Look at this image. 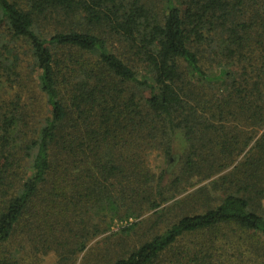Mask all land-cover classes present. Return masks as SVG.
I'll return each mask as SVG.
<instances>
[{
  "label": "trees",
  "instance_id": "16d2710c",
  "mask_svg": "<svg viewBox=\"0 0 264 264\" xmlns=\"http://www.w3.org/2000/svg\"><path fill=\"white\" fill-rule=\"evenodd\" d=\"M48 258L264 264V0H0V264Z\"/></svg>",
  "mask_w": 264,
  "mask_h": 264
},
{
  "label": "rangeland",
  "instance_id": "374dc122",
  "mask_svg": "<svg viewBox=\"0 0 264 264\" xmlns=\"http://www.w3.org/2000/svg\"><path fill=\"white\" fill-rule=\"evenodd\" d=\"M184 150V144L182 143V141L180 139H176L175 141V144H174V150H173V153H172V156H171V159L169 162H166V163H162L164 162L165 160H163L161 157L153 154L150 156V161L153 165H161L166 168V171H167V174H166V177L169 178L172 174V172H174L177 168V164L179 163V160H180V156H181V153L182 151ZM195 188V187H194ZM191 190V189H190ZM153 211H147L144 215H142L140 218L144 217V218H148L149 216H151V213ZM139 218V219H140ZM137 219V221L139 220ZM94 242L96 243V241H92L89 246L93 245ZM96 245V244H94ZM84 255L81 254L78 258L79 259H82ZM92 256H88L87 259L91 260ZM46 262L48 264H53V261H51L52 259L48 258V259H45Z\"/></svg>",
  "mask_w": 264,
  "mask_h": 264
}]
</instances>
